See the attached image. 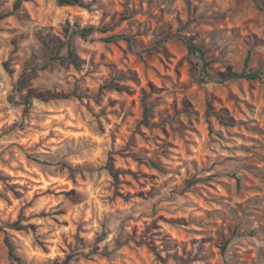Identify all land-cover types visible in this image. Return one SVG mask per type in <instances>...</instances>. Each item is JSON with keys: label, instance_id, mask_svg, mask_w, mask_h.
<instances>
[{"label": "rangeland", "instance_id": "1", "mask_svg": "<svg viewBox=\"0 0 264 264\" xmlns=\"http://www.w3.org/2000/svg\"><path fill=\"white\" fill-rule=\"evenodd\" d=\"M83 1L0 20V264H264V0Z\"/></svg>", "mask_w": 264, "mask_h": 264}, {"label": "trees", "instance_id": "2", "mask_svg": "<svg viewBox=\"0 0 264 264\" xmlns=\"http://www.w3.org/2000/svg\"><path fill=\"white\" fill-rule=\"evenodd\" d=\"M33 0H16L13 4V11L10 13H4L0 15V20L5 19L8 16L13 15L16 13L22 6L23 2H30ZM57 3L60 6H74V7H80V8H85L87 9L89 7V4L84 2L83 0H56ZM107 31V28H96L93 26H82L80 25L77 21H74L72 24L69 22L66 23L65 27L63 28V34L64 37L67 38L66 44L64 43H58L55 45H47V50L49 51V56L50 60H58L61 59L60 51L64 48H67L69 52V58L72 57L73 51H72V46L70 42V38L72 35L77 36L81 39H87L91 37L93 34L96 32H105ZM119 36H111L104 38L103 41L106 43H112L114 40H116ZM46 44V42H44ZM186 48L189 53L195 55V57L198 60V63L195 65V71L201 81H207L208 77V69L211 65V61H209L206 57L205 52L198 48L195 47L191 44H186ZM250 59H251V54L248 52V54L245 57L243 67L240 71L233 72L231 73L227 79H242L246 81H253V80H259L262 77H264V73L259 72V71H252L250 69ZM110 88L114 89L117 92L122 91L121 86L115 85V86H109ZM33 99H38L44 102H47V98H44L38 94H35L32 91L27 92L24 100V105H25V112H27L32 104ZM143 111L144 115L146 116L148 112L150 111V108L145 106L143 104ZM221 125L224 126H232L233 124L231 122L219 119L218 120ZM155 165V164H154ZM13 228L15 230H20V228L17 225H13ZM4 245L7 248L8 252V257L9 261L16 263V264H25L24 260L17 254L16 247L14 246L13 242L11 239L6 235L3 239ZM56 264V263H55Z\"/></svg>", "mask_w": 264, "mask_h": 264}]
</instances>
